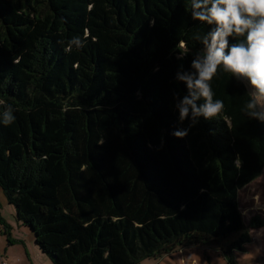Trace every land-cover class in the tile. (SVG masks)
<instances>
[{
	"label": "trees",
	"instance_id": "1",
	"mask_svg": "<svg viewBox=\"0 0 264 264\" xmlns=\"http://www.w3.org/2000/svg\"><path fill=\"white\" fill-rule=\"evenodd\" d=\"M187 4L0 0V101L16 117L0 124V185L54 264H138L187 245L234 264L252 241L239 191L263 172L264 123L242 114L244 85L218 71L223 112L171 135L188 126L172 92L191 60L175 45L196 50L205 30Z\"/></svg>",
	"mask_w": 264,
	"mask_h": 264
},
{
	"label": "clouds",
	"instance_id": "2",
	"mask_svg": "<svg viewBox=\"0 0 264 264\" xmlns=\"http://www.w3.org/2000/svg\"><path fill=\"white\" fill-rule=\"evenodd\" d=\"M184 10L191 21L202 22L205 30L191 37L199 43L196 50L184 40L175 45L178 60L188 55L191 60L188 68L181 64L173 77L177 85H184V93L172 92L178 124L187 121L188 126L175 127L171 135L184 138L201 118L211 121L223 112L224 100L216 98L212 83L218 71L230 73L244 85L247 99L242 114L264 123V0H188ZM87 35L73 36L65 51L73 46L83 49ZM14 111L11 104L0 101V124L14 122Z\"/></svg>",
	"mask_w": 264,
	"mask_h": 264
},
{
	"label": "rangeland",
	"instance_id": "3",
	"mask_svg": "<svg viewBox=\"0 0 264 264\" xmlns=\"http://www.w3.org/2000/svg\"><path fill=\"white\" fill-rule=\"evenodd\" d=\"M239 202L252 241L245 245L244 250L234 251V264H264V169L258 178L240 189ZM0 215L11 227L9 236L4 224L0 223V264L3 260L10 264L12 260L16 261L15 264H32L31 258L25 259L21 255L23 242L28 244L36 264H46L45 261L49 260L47 255L43 256L37 251L39 247L33 231L18 220L17 209L9 203L1 185ZM255 218L262 224L252 225ZM228 259L220 247L187 245L160 259L145 258L138 264H231Z\"/></svg>",
	"mask_w": 264,
	"mask_h": 264
},
{
	"label": "crops",
	"instance_id": "4",
	"mask_svg": "<svg viewBox=\"0 0 264 264\" xmlns=\"http://www.w3.org/2000/svg\"><path fill=\"white\" fill-rule=\"evenodd\" d=\"M6 222H7V220H6ZM11 228V227H10ZM10 230V229H9ZM0 231L2 232V229L0 228ZM11 233V232H10ZM23 245H22V247L24 248V250H22V252H21V255L26 259V257L27 258H31L30 260H31V263L32 264H36L35 263V261H34V258L32 257V253H31V251H30V248H29V246H28V244H25V242H23L22 243ZM37 249V248H36ZM39 249V248H38ZM38 252H40V254H42L43 256H44V254L40 251V249L39 250H37ZM6 254L7 255H9V252L8 251H6ZM11 258H12V256H11ZM47 259H49V258H47ZM4 261V260H3ZM49 261H51L50 259L49 260H47V261H45L46 262V264H51ZM7 262V261H6ZM8 263V262H7ZM16 263V261L15 260H12V264H15ZM8 264H10V263H8Z\"/></svg>",
	"mask_w": 264,
	"mask_h": 264
},
{
	"label": "built area",
	"instance_id": "5",
	"mask_svg": "<svg viewBox=\"0 0 264 264\" xmlns=\"http://www.w3.org/2000/svg\"><path fill=\"white\" fill-rule=\"evenodd\" d=\"M2 264H8L6 261H2Z\"/></svg>",
	"mask_w": 264,
	"mask_h": 264
}]
</instances>
